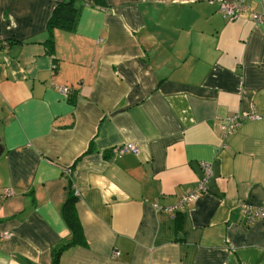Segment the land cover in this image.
Returning a JSON list of instances; mask_svg holds the SVG:
<instances>
[{"label":"crops","instance_id":"1","mask_svg":"<svg viewBox=\"0 0 264 264\" xmlns=\"http://www.w3.org/2000/svg\"><path fill=\"white\" fill-rule=\"evenodd\" d=\"M80 1L69 31L48 28L59 0H0V264H51L68 181L84 243L59 264H264L239 206L264 204V0ZM202 161L205 191L167 211Z\"/></svg>","mask_w":264,"mask_h":264},{"label":"built area","instance_id":"2","mask_svg":"<svg viewBox=\"0 0 264 264\" xmlns=\"http://www.w3.org/2000/svg\"><path fill=\"white\" fill-rule=\"evenodd\" d=\"M246 9L247 6L245 5L243 0H236L232 2H221L219 7V12L223 17L234 19L240 13L244 12ZM253 17L256 21L261 20V16L258 14H255ZM60 91L62 94L66 95L69 92V89L66 87H60ZM244 119L258 120L261 119V116L257 114H251L245 118L240 115H231L225 117L220 123L223 136L225 137L231 134ZM111 150H112V156L118 157L124 152L136 153L137 146L134 143L127 142V143H123L122 145L113 147ZM200 164L202 169V177L198 180L195 189L184 193L173 206L167 208V211L172 212L175 210L186 209L194 201V199L197 197L199 193L205 191L206 182L211 176V165L210 162H204V161H202ZM70 172L71 170L69 168L63 169V173L65 175H70ZM73 189H74V194L76 196H79L78 190L75 187H73ZM9 194H11V190L5 189L3 195L8 196ZM239 206L241 212L245 216V220L247 223H252L257 219H264V204L252 205L241 200L239 201ZM117 253H118L117 251H114L113 255L115 256L117 255Z\"/></svg>","mask_w":264,"mask_h":264},{"label":"trees","instance_id":"3","mask_svg":"<svg viewBox=\"0 0 264 264\" xmlns=\"http://www.w3.org/2000/svg\"><path fill=\"white\" fill-rule=\"evenodd\" d=\"M82 3L80 0H59L48 21L49 29H62L72 31L77 23ZM49 53H53L54 41L49 35L44 41ZM70 169V168H69ZM78 196L74 194L72 183H67V194L61 206V216L69 230L66 241L52 249L51 264H59L60 256L65 249L84 243L83 232L75 212V203Z\"/></svg>","mask_w":264,"mask_h":264}]
</instances>
